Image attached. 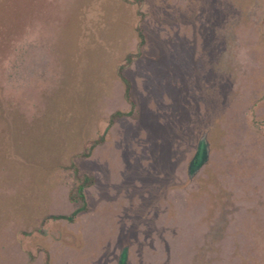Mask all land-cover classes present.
<instances>
[{
    "label": "rangeland",
    "instance_id": "1",
    "mask_svg": "<svg viewBox=\"0 0 264 264\" xmlns=\"http://www.w3.org/2000/svg\"><path fill=\"white\" fill-rule=\"evenodd\" d=\"M11 1L0 264H264V0Z\"/></svg>",
    "mask_w": 264,
    "mask_h": 264
},
{
    "label": "trees",
    "instance_id": "2",
    "mask_svg": "<svg viewBox=\"0 0 264 264\" xmlns=\"http://www.w3.org/2000/svg\"><path fill=\"white\" fill-rule=\"evenodd\" d=\"M6 4H8L7 8H6ZM16 4L11 1V0H0V11H3V13H0V19L3 17V22L1 24V26H4L5 28L10 26L13 23V20L15 19V14L14 11L16 10ZM14 9V10H13ZM5 10V12H4ZM11 23V24H10ZM140 34H142V32H140ZM142 41V39H141ZM132 54H127L126 55V61H130L132 59ZM122 66H120L119 68V73H121V69ZM122 80L125 83L124 86V94L126 95V97H129V91H130V81L123 76V74H120ZM123 113L120 110H116L115 112L112 113V117L119 115ZM112 120V118L110 119V121ZM99 140H96L94 143L98 142ZM94 143L91 144V146L94 145ZM206 152H207V147H206V143L204 141H201L193 158L191 159V161L189 162L188 165V171L189 173H192L194 171H196L198 169V167L204 162L205 158H206ZM76 170V169H75ZM93 178L91 176H85L84 179H82L77 185H75V187L71 188L68 192V197L69 200L72 203L73 206V210L71 211V213L69 215L65 214H52L51 216L53 217H64L67 218L68 220H72L74 215L85 208V202H84V190L85 187L87 185H89L90 183H92ZM120 263H123L126 257V249L124 248L121 251L120 254Z\"/></svg>",
    "mask_w": 264,
    "mask_h": 264
}]
</instances>
